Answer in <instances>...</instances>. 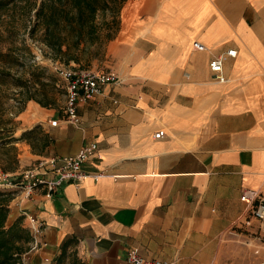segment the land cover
Returning <instances> with one entry per match:
<instances>
[{
	"label": "crops",
	"instance_id": "crops-1",
	"mask_svg": "<svg viewBox=\"0 0 264 264\" xmlns=\"http://www.w3.org/2000/svg\"><path fill=\"white\" fill-rule=\"evenodd\" d=\"M229 49L226 80H212L211 56ZM105 58L96 67L120 83L81 103L76 124L32 102L19 115L21 141L36 126L48 136L36 162L98 146L82 180L50 198L42 186L13 194L6 225L26 228L30 213L45 226L27 264H56L65 240L85 264H126L130 248L174 264H264V223L241 197L264 196V0H127Z\"/></svg>",
	"mask_w": 264,
	"mask_h": 264
},
{
	"label": "trees",
	"instance_id": "trees-1",
	"mask_svg": "<svg viewBox=\"0 0 264 264\" xmlns=\"http://www.w3.org/2000/svg\"><path fill=\"white\" fill-rule=\"evenodd\" d=\"M14 0H0V18ZM127 0H40L34 9L33 29L42 31V41L54 58L65 64L74 62L79 67H89L94 59V46L101 40L104 44L111 41L120 26V13ZM11 75L9 70L0 69V80ZM19 79V78H17ZM0 83V170L4 173L15 172L18 166V151L13 137L12 122L5 119L2 100L6 97ZM35 101L41 107L53 108L55 99L43 92L38 98L28 92L23 102ZM36 126L24 132L22 139L31 148L37 146L42 152L48 146L47 134ZM21 140V138L19 139ZM13 192L0 190V264H16L28 250L31 240L29 232L22 226V217L10 226L6 225L9 205ZM72 240L61 244L56 264H85L74 251L69 252Z\"/></svg>",
	"mask_w": 264,
	"mask_h": 264
},
{
	"label": "built area",
	"instance_id": "built-area-1",
	"mask_svg": "<svg viewBox=\"0 0 264 264\" xmlns=\"http://www.w3.org/2000/svg\"><path fill=\"white\" fill-rule=\"evenodd\" d=\"M192 47L198 51H206L207 48L200 42L194 41ZM236 50L229 49L219 54H213L208 62V69L212 80L224 82L223 63L226 57H235ZM53 71L60 77L65 88L64 114L68 123L76 124L79 119L78 106L94 96L103 92L107 84H118L120 79L114 72L99 71L90 68H69L64 65L53 67ZM165 135L160 130L153 135L154 139H160ZM98 146L91 142L84 144L74 155L50 156L39 159L33 168L23 170L19 180L12 182L8 178L11 173H4L0 170V187L3 189L19 190L25 198H29L33 192L44 187L45 196L50 198L54 190L65 183L82 180L87 174L83 171V164L96 155ZM242 200L247 207L248 218L264 223V196L255 190L244 189ZM26 221V229L31 240L28 250L22 255L16 264H27L29 254L41 250L44 246L42 233L44 222L37 216L30 213H23ZM243 232L233 229L232 235L236 236ZM50 264L48 258L44 259ZM126 264H174L173 261H165L157 258H146L135 248H130L125 257Z\"/></svg>",
	"mask_w": 264,
	"mask_h": 264
},
{
	"label": "rangeland",
	"instance_id": "rangeland-1",
	"mask_svg": "<svg viewBox=\"0 0 264 264\" xmlns=\"http://www.w3.org/2000/svg\"><path fill=\"white\" fill-rule=\"evenodd\" d=\"M39 3L40 0H14L0 18V69L11 72V75L0 80L6 94L2 100L5 109L4 117L12 122L13 137L17 139L14 144L20 159L21 153L26 151V157L8 178L12 182L19 180L23 170L36 165V157L32 155L39 151L37 146L28 148L27 141L19 140L23 128L21 120L18 119L19 115L28 103L32 102L37 110L41 107L33 100L24 103L23 99L26 94L30 92L38 98L43 92H46L49 97L55 99L52 109L62 114L65 105V88L60 77L53 71V67L64 65L69 68L92 69L91 65L79 67L74 62L65 64L62 60L53 57L42 41V31L33 29L35 24L34 9ZM106 46L104 40L94 46L95 56L92 62L95 67L93 69L99 70L97 67L105 65ZM0 190L14 194L19 191L16 189L7 190L2 187ZM251 256H255V254L251 253ZM252 263L254 261L251 259Z\"/></svg>",
	"mask_w": 264,
	"mask_h": 264
}]
</instances>
